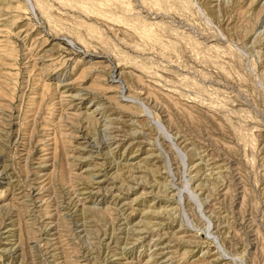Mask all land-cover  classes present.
<instances>
[{"label": "rangeland", "instance_id": "obj_1", "mask_svg": "<svg viewBox=\"0 0 264 264\" xmlns=\"http://www.w3.org/2000/svg\"><path fill=\"white\" fill-rule=\"evenodd\" d=\"M0 264H264V0H0Z\"/></svg>", "mask_w": 264, "mask_h": 264}]
</instances>
